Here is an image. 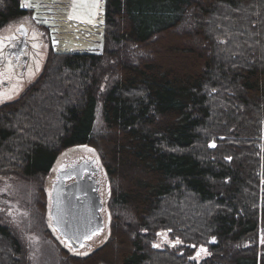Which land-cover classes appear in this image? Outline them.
<instances>
[{
	"label": "trees",
	"instance_id": "1",
	"mask_svg": "<svg viewBox=\"0 0 264 264\" xmlns=\"http://www.w3.org/2000/svg\"><path fill=\"white\" fill-rule=\"evenodd\" d=\"M21 3L0 0V29ZM101 17L99 52L50 53L0 106V175L36 183L44 212L58 155L99 156L108 236L58 243L59 264H264V0H102ZM23 253L0 222V264Z\"/></svg>",
	"mask_w": 264,
	"mask_h": 264
},
{
	"label": "rangeland",
	"instance_id": "2",
	"mask_svg": "<svg viewBox=\"0 0 264 264\" xmlns=\"http://www.w3.org/2000/svg\"><path fill=\"white\" fill-rule=\"evenodd\" d=\"M22 3H31L33 7L22 8L28 11L27 16L0 29V42L12 35L19 26H23L33 33V57L29 70L19 77L21 80L18 81L17 91L8 92L7 97L0 101V106L15 101L39 78L50 53H97L101 47L102 0L91 13L80 8L74 12L72 0H22ZM4 75H0V81L7 79L8 75ZM99 127L100 124L98 129ZM98 129L97 132L100 131ZM89 149L91 148L85 146L75 147L58 155L43 186L48 202L44 212L38 208L39 187L36 183L17 179L10 173L0 175V222L11 230L22 245V264H59L56 247L58 243L76 256H85L106 240L110 219L107 209L110 185L99 156ZM85 160H93L95 168L101 169L98 177L101 183L105 230L100 241H94L79 251H72L51 228L48 216L49 192L57 170ZM259 235L260 239H264V229Z\"/></svg>",
	"mask_w": 264,
	"mask_h": 264
},
{
	"label": "water",
	"instance_id": "3",
	"mask_svg": "<svg viewBox=\"0 0 264 264\" xmlns=\"http://www.w3.org/2000/svg\"><path fill=\"white\" fill-rule=\"evenodd\" d=\"M100 168L85 160L57 170L49 192L48 216L52 230L72 251L104 230L103 203L99 195Z\"/></svg>",
	"mask_w": 264,
	"mask_h": 264
},
{
	"label": "flooded vegetation",
	"instance_id": "4",
	"mask_svg": "<svg viewBox=\"0 0 264 264\" xmlns=\"http://www.w3.org/2000/svg\"><path fill=\"white\" fill-rule=\"evenodd\" d=\"M32 35L33 33L25 27L19 26L12 35L0 42V74L8 75L7 79L0 81V101L7 97L8 92L17 91L18 81L21 80L19 77L24 76L29 70L33 57ZM99 195L102 198L101 188Z\"/></svg>",
	"mask_w": 264,
	"mask_h": 264
},
{
	"label": "snow or ice",
	"instance_id": "5",
	"mask_svg": "<svg viewBox=\"0 0 264 264\" xmlns=\"http://www.w3.org/2000/svg\"><path fill=\"white\" fill-rule=\"evenodd\" d=\"M100 4V0H72V8L75 12L78 8L84 9L91 13L92 10L98 8ZM20 7L22 8H31L33 5L31 3H21ZM33 47H36V45H33ZM2 75V74H0ZM91 151V149H89ZM176 243H180L179 240L176 241ZM201 251H206L205 249H201Z\"/></svg>",
	"mask_w": 264,
	"mask_h": 264
}]
</instances>
